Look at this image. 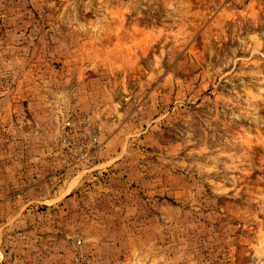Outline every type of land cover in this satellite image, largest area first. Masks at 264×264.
<instances>
[{
	"label": "rangeland",
	"instance_id": "obj_1",
	"mask_svg": "<svg viewBox=\"0 0 264 264\" xmlns=\"http://www.w3.org/2000/svg\"><path fill=\"white\" fill-rule=\"evenodd\" d=\"M0 264H264V0H0Z\"/></svg>",
	"mask_w": 264,
	"mask_h": 264
},
{
	"label": "built area",
	"instance_id": "obj_2",
	"mask_svg": "<svg viewBox=\"0 0 264 264\" xmlns=\"http://www.w3.org/2000/svg\"><path fill=\"white\" fill-rule=\"evenodd\" d=\"M65 127L73 129V128L75 127V123L73 122V120H67V122H66V126H65ZM91 137H92V139H94V140H96V139L98 138V136H94V135H91ZM66 146H67V148H68L70 151H76V149H75V145H74V143H73L70 139H68V140L66 141ZM80 153H81V152H80Z\"/></svg>",
	"mask_w": 264,
	"mask_h": 264
}]
</instances>
